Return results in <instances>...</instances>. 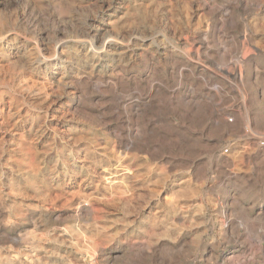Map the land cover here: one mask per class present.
Wrapping results in <instances>:
<instances>
[{"label": "rangeland", "instance_id": "rangeland-1", "mask_svg": "<svg viewBox=\"0 0 264 264\" xmlns=\"http://www.w3.org/2000/svg\"><path fill=\"white\" fill-rule=\"evenodd\" d=\"M0 264H264V0H0Z\"/></svg>", "mask_w": 264, "mask_h": 264}, {"label": "bare ground", "instance_id": "bare-ground-1", "mask_svg": "<svg viewBox=\"0 0 264 264\" xmlns=\"http://www.w3.org/2000/svg\"><path fill=\"white\" fill-rule=\"evenodd\" d=\"M54 121V120H53Z\"/></svg>", "mask_w": 264, "mask_h": 264}]
</instances>
